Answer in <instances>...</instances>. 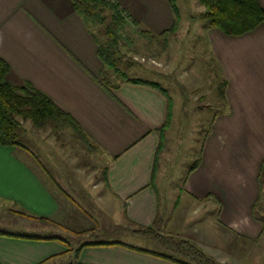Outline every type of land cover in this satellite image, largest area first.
Returning <instances> with one entry per match:
<instances>
[{
    "label": "crops",
    "instance_id": "1",
    "mask_svg": "<svg viewBox=\"0 0 264 264\" xmlns=\"http://www.w3.org/2000/svg\"><path fill=\"white\" fill-rule=\"evenodd\" d=\"M110 1L126 16V27L142 35L161 34L175 24L168 0ZM96 27L72 0H0V58L10 68L7 80L50 97L87 139L75 136L107 163L92 188L83 189L67 175L56 178L40 158L42 172L37 170L20 153L27 149L0 142V204L20 211L32 228L64 230L74 243L0 231V264H179L127 246L164 253L138 232L157 219L162 234L196 244L221 264H264V22L239 36L202 28L220 73L223 111L204 131L199 155L184 175L170 169L171 140L180 129L173 97L163 86L164 92L131 83L109 70ZM177 139L183 144L182 135ZM199 141L191 139L196 146ZM71 191L84 199L77 201ZM217 220L219 229L209 224ZM232 232L241 240L237 250Z\"/></svg>",
    "mask_w": 264,
    "mask_h": 264
},
{
    "label": "rangeland",
    "instance_id": "2",
    "mask_svg": "<svg viewBox=\"0 0 264 264\" xmlns=\"http://www.w3.org/2000/svg\"><path fill=\"white\" fill-rule=\"evenodd\" d=\"M175 5L179 10V25H181L179 27H182V31L171 35L168 44L164 46L161 41L151 42L139 30L132 29L133 26L125 27L122 31L120 50L126 59L125 61L123 59L119 67L126 70L128 76L141 77L160 83L173 97L175 126L176 129H180L171 140V143L174 142L172 149L174 162L170 169L175 174L184 175L199 155L198 147L205 135L204 131L208 130L213 118L223 111V106L222 100L218 98L220 73L214 65L215 61L203 34L202 28L206 22L195 18V14L204 10V7L198 0H175ZM99 29V26L95 28L97 32ZM153 34L159 35L155 32ZM102 36L105 41L104 35ZM134 53H136V60H133L134 63H131L130 68H127L126 61L132 60ZM24 125L26 131L22 136V142L26 147L23 148L27 149L29 153H20L25 155L30 164L42 172L37 163L40 158L56 178L67 175L72 178L70 182L79 184L78 186L83 189L92 188L95 182L93 178L97 177L95 174H101L107 164L105 159L94 151L93 145L84 144L70 128H62L58 133H55L50 128L36 130L29 121ZM178 135H180V139L182 135L183 144H178ZM196 137L200 138L197 146L195 143H191V139ZM42 176L46 182H50V178L45 172L42 173ZM62 182L67 186L68 182L65 179ZM84 184L85 186H82ZM71 193L75 195L73 197L77 201L84 199L76 196L73 191ZM260 202L264 208V189ZM260 214L264 216V211H260ZM202 215L203 213L201 218H204ZM27 223L29 222L20 211L9 206L5 201L1 202L0 231L39 236L53 235L68 239L69 235L64 230L36 229ZM209 224L217 229L220 227L218 220L217 225L213 222H209ZM232 233L231 243L238 246L235 247L237 250L239 249L238 242L241 240L237 237L238 235ZM68 240L74 244L70 238ZM145 245L147 246V242ZM153 248L159 250L158 246L153 245Z\"/></svg>",
    "mask_w": 264,
    "mask_h": 264
},
{
    "label": "trees",
    "instance_id": "3",
    "mask_svg": "<svg viewBox=\"0 0 264 264\" xmlns=\"http://www.w3.org/2000/svg\"><path fill=\"white\" fill-rule=\"evenodd\" d=\"M75 9L92 26L100 27V33L105 41L99 49L100 57L114 74L125 81L135 84H145L164 92L163 87L153 81L141 78H130L119 67L123 61L121 54L122 31L127 25L124 13L110 0H72ZM175 15V24L171 29L159 35L144 32L151 42L161 41L168 44L169 37L177 32L180 14L175 0H168ZM204 10L195 14V18L205 21L209 27H217L231 36L243 35L253 31L264 22V7L260 0H198ZM159 39V40H158ZM125 68V67H124ZM9 65L0 58V142L8 146L26 147L22 136L26 131L25 122H30L36 130L51 129L58 133L62 128H71L81 139L86 140L84 131L78 123L50 97L36 90L30 84L18 87L7 80ZM109 79V75L108 78ZM224 89V88H223ZM39 161V160H38ZM261 188L264 189V162L260 172ZM164 230L157 219L152 228L138 231L156 243L164 253L150 251L127 245L130 248L161 254L179 264H221L207 255L196 244L187 240L164 235ZM56 239H60L54 237ZM64 241L63 239H60ZM126 245V244H125Z\"/></svg>",
    "mask_w": 264,
    "mask_h": 264
}]
</instances>
